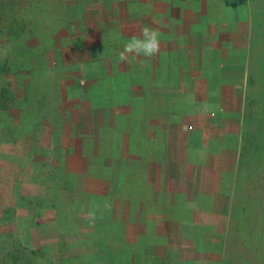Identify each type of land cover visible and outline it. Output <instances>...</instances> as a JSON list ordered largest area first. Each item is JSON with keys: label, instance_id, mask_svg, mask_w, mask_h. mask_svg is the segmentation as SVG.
Returning <instances> with one entry per match:
<instances>
[{"label": "rangeland", "instance_id": "rangeland-1", "mask_svg": "<svg viewBox=\"0 0 264 264\" xmlns=\"http://www.w3.org/2000/svg\"><path fill=\"white\" fill-rule=\"evenodd\" d=\"M143 27L159 52L121 62ZM192 103L237 108L205 126L229 154L157 164L155 114ZM168 169L186 193L153 207ZM24 263L264 264V0H0V264Z\"/></svg>", "mask_w": 264, "mask_h": 264}, {"label": "crops", "instance_id": "crops-1", "mask_svg": "<svg viewBox=\"0 0 264 264\" xmlns=\"http://www.w3.org/2000/svg\"><path fill=\"white\" fill-rule=\"evenodd\" d=\"M159 25V24H158ZM220 89V88H219ZM231 88H228L227 90H230ZM222 91H223V87H222ZM223 94V93H222ZM221 94V96H222ZM229 94V92H228ZM172 94H169L170 98H171ZM220 95V94H219ZM224 95H225V91H224ZM218 98V97H217ZM217 101V99L215 100ZM193 103H196L193 102ZM193 103L191 105H189L190 107H194V108H173L171 110L168 111H163V113L159 112L158 114H155L156 117H161L164 115H168L170 117H173L172 119H167V121L162 122L161 124H159L158 126L153 123V128H154V152L158 151L160 152V156L158 157V159H156V163L157 164H161L162 162H164L165 158L167 160V162L169 164L174 162H177V158L178 160H182V162H184L185 164H190L193 163L197 160L199 161H206V163H216L218 161H220L222 159V157H224L225 155L229 154V147L228 149L225 150V146H223L219 152L214 153V151L208 149V140L210 138L215 139L214 137H207L210 134L209 129H205V126L208 125L209 123L213 124V125H227L228 128H231L233 126V122H226L227 124L221 123L218 120L219 115H227L228 118H232L233 117V113L234 112H239L237 110V108H234L235 106H229V107H224V109L218 110L216 107L212 108L211 110H209L207 113H204L202 111L203 108H200L201 110H198L197 104L193 106ZM230 104V103H229ZM215 105H218L215 104ZM202 111V113H201ZM212 114V115H211ZM212 118L210 119L211 116ZM217 116V119H215V116ZM209 116V117H208ZM170 117H165L164 120H166V118H170ZM194 126V128L192 130H189L188 132L184 131V127L186 129V127L190 124ZM189 123V124H188ZM142 128V131L145 130L144 126H140ZM187 130V129H186ZM223 130V129H222ZM144 132V131H143ZM183 132L184 134H188V137L191 138L192 141H189L191 146H186L184 150L181 151H174L175 146L173 143H171L172 140V133H181ZM190 132V134H189ZM206 134V136H204ZM182 135V134H181ZM207 141V145L204 146L203 141ZM211 140V139H210ZM203 143V144H202ZM158 148V150H156ZM160 149V150H159ZM206 150V157L204 158H200L203 153L202 150ZM228 151V152H226ZM215 154H219V155H215ZM156 155L158 156L157 152ZM156 156V157H157ZM177 158H175V157ZM218 156H221V158H218ZM166 178H164V180L159 181L156 180L154 183H152L154 185V192L153 193H157V198L155 197L156 202L154 203V206L157 205V201L158 198L162 199L163 201V207H174V200H175V193H176V189H178V193H180L181 195L186 193V190L183 189V186H178V188L173 185V183L171 182V180L173 179L171 176V172L170 169H168V171H164L163 175ZM182 180L186 179H194L192 173H190V175L188 176L187 173L184 174V176L182 177ZM159 179V178H158ZM165 181V182H164ZM164 182V183H163ZM155 196V194H154ZM160 201V200H159ZM183 201V205L187 206L185 204V201Z\"/></svg>", "mask_w": 264, "mask_h": 264}, {"label": "clouds", "instance_id": "clouds-1", "mask_svg": "<svg viewBox=\"0 0 264 264\" xmlns=\"http://www.w3.org/2000/svg\"><path fill=\"white\" fill-rule=\"evenodd\" d=\"M142 38L133 36L123 46V50L119 53L118 59L121 62H126L128 54H135L137 56L143 55L145 57H152L159 52V32L150 27H143L140 29ZM94 219V213L89 214Z\"/></svg>", "mask_w": 264, "mask_h": 264}, {"label": "trees", "instance_id": "trees-1", "mask_svg": "<svg viewBox=\"0 0 264 264\" xmlns=\"http://www.w3.org/2000/svg\"><path fill=\"white\" fill-rule=\"evenodd\" d=\"M19 253H20V252H17L16 254H13L14 260H18V258H19V256H20ZM24 264H25V263H24Z\"/></svg>", "mask_w": 264, "mask_h": 264}]
</instances>
